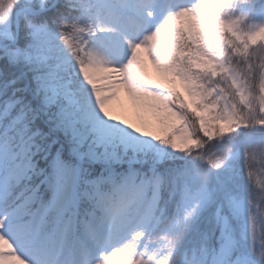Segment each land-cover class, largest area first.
Wrapping results in <instances>:
<instances>
[{"label": "snow or ice", "instance_id": "1", "mask_svg": "<svg viewBox=\"0 0 264 264\" xmlns=\"http://www.w3.org/2000/svg\"><path fill=\"white\" fill-rule=\"evenodd\" d=\"M0 264H264V0H0Z\"/></svg>", "mask_w": 264, "mask_h": 264}, {"label": "rangeland", "instance_id": "2", "mask_svg": "<svg viewBox=\"0 0 264 264\" xmlns=\"http://www.w3.org/2000/svg\"><path fill=\"white\" fill-rule=\"evenodd\" d=\"M148 70L153 79L159 80L158 74L151 66H149ZM110 110L119 117L126 118L132 122L137 121L139 110L134 101L125 92H120L112 101Z\"/></svg>", "mask_w": 264, "mask_h": 264}]
</instances>
